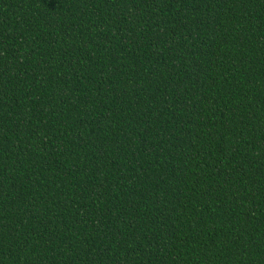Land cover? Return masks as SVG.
<instances>
[{"label":"trees","instance_id":"1","mask_svg":"<svg viewBox=\"0 0 264 264\" xmlns=\"http://www.w3.org/2000/svg\"><path fill=\"white\" fill-rule=\"evenodd\" d=\"M0 264H264V0H0Z\"/></svg>","mask_w":264,"mask_h":264}]
</instances>
